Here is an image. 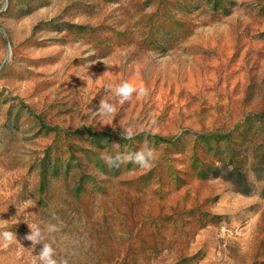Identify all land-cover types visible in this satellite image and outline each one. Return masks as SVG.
<instances>
[{
    "label": "rangeland",
    "instance_id": "rangeland-1",
    "mask_svg": "<svg viewBox=\"0 0 264 264\" xmlns=\"http://www.w3.org/2000/svg\"><path fill=\"white\" fill-rule=\"evenodd\" d=\"M9 42L0 264H31L49 223L67 264H264V0H0ZM124 81L148 95L119 104ZM146 141L150 170L101 158Z\"/></svg>",
    "mask_w": 264,
    "mask_h": 264
},
{
    "label": "clouds",
    "instance_id": "clouds-1",
    "mask_svg": "<svg viewBox=\"0 0 264 264\" xmlns=\"http://www.w3.org/2000/svg\"><path fill=\"white\" fill-rule=\"evenodd\" d=\"M6 8L7 5H5V10ZM5 39H7L6 34ZM87 55H91V53H88ZM12 57L13 49L11 42H9L7 45V51L0 52V61H2V63H0V67H3L5 64H10L12 62ZM93 63L96 62L93 61ZM103 63L107 65L105 62ZM106 74L107 73L104 75ZM106 92L108 93L109 97L116 98V101L121 105L130 101L134 94L137 96V98L148 95V89L143 85L136 86L128 81L121 82L114 87L112 85H108ZM116 112V103L110 102V99L107 97H102L99 102L98 110L94 111L93 115L100 116L101 118H111ZM121 135L123 139L131 140L133 139L134 133L131 128H123ZM113 147L119 149L120 145L113 144ZM101 158L105 161L109 168H120L122 165L131 163L135 166H138L141 170H150L154 166V162L157 160L158 154L154 148L148 146L146 141L145 146L141 147L138 151L129 152L125 146L124 152L117 151L114 156L102 154ZM53 219H55V216ZM15 222L16 218H12L10 222L2 220L0 221V226H6ZM28 226L30 228V234L26 235L24 239L31 242L32 249H35L37 245H43L39 251V254L36 255L31 261V264H67V262L64 260H57L55 258L56 251L52 244L45 242L46 234L51 235L59 231V227L56 224L49 223L43 229L40 226L34 224H28ZM0 240L3 241V246L7 248L9 244L17 240V235L12 231H2L0 232Z\"/></svg>",
    "mask_w": 264,
    "mask_h": 264
},
{
    "label": "trees",
    "instance_id": "trees-1",
    "mask_svg": "<svg viewBox=\"0 0 264 264\" xmlns=\"http://www.w3.org/2000/svg\"><path fill=\"white\" fill-rule=\"evenodd\" d=\"M89 135L93 136V137H96V138H100V137L104 136L103 134H96V133H93V132H90Z\"/></svg>",
    "mask_w": 264,
    "mask_h": 264
}]
</instances>
